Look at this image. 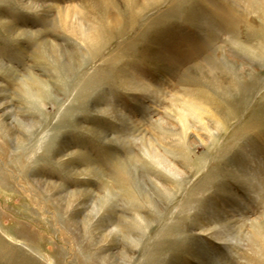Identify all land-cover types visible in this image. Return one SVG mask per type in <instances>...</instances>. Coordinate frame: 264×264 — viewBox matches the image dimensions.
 Instances as JSON below:
<instances>
[{"label":"rangeland","instance_id":"obj_1","mask_svg":"<svg viewBox=\"0 0 264 264\" xmlns=\"http://www.w3.org/2000/svg\"><path fill=\"white\" fill-rule=\"evenodd\" d=\"M0 91V264H264V0H0Z\"/></svg>","mask_w":264,"mask_h":264},{"label":"bare ground","instance_id":"obj_2","mask_svg":"<svg viewBox=\"0 0 264 264\" xmlns=\"http://www.w3.org/2000/svg\"><path fill=\"white\" fill-rule=\"evenodd\" d=\"M160 1V0H159ZM163 3V2H162ZM66 12V11H65ZM60 13V12H59ZM64 13V12H63ZM73 12L72 11H69L68 12V14H58L59 16H60V23H62L63 25H65V27H67L71 32H73V34H77V36L78 35H80L81 36V34H79V33H81L82 31H83V28L81 27V25H79L77 22H75L74 20H73V14H72ZM67 15V16H66ZM75 17V16H74ZM61 24V25H62ZM95 33L94 32H89V33H87V34H83V37H81L82 39H84V40H90L91 41V43H94V38H95ZM100 37H102V36H100ZM98 42V41H97ZM98 44V43H97ZM96 44V45H97ZM217 80V79H216ZM27 85V84H26ZM23 86L24 88L25 87H27V86ZM31 87V86H30ZM28 89L26 88V90L25 91H27ZM35 88L34 87H31V88H29V91H28V93L27 94H29V96H32V97H39V93H36L35 92ZM1 92V91H0ZM191 103V102H190ZM197 104V103H196ZM189 105V104H187V103H183V105H182V107H180L182 110H181V113H179V123H178V126H180L181 127V129H182V134L183 135H187V134H189V127H188V120H190L191 118L193 119V120H195L196 122L197 121H201L202 120V116L204 115V113H205V110L203 109V108H201V107H198L197 105ZM199 105V104H198ZM2 109V108H1ZM207 113V112H206ZM192 121V120H191ZM206 125V124H205ZM185 139V138H184ZM150 147V146H149ZM150 153V152H149ZM155 158H157L158 159V161H160L161 163H164V164H167V166L171 169V170H173V171H175V172H177V168H175L173 165H171L166 159H164V158H159V157H156V156H159V154L157 153V152H155ZM130 158V157H129ZM166 158V157H165ZM152 166V165H151ZM152 169V168H151ZM174 174V173H173ZM114 194V193H113ZM111 196H113V195H111ZM75 197V196H74ZM101 197H102V195H101ZM109 197V196H108ZM114 197V196H113ZM108 198H106V200L105 199H103V200H97V202L99 203V202H102L103 203V205L104 204H106V203H108ZM117 200V199H116ZM111 205V204H110ZM100 206H102V205H100ZM112 206V205H111ZM114 206V205H113ZM97 207H99V206H97ZM106 208H110V206L109 207H105V210H106ZM114 207H112V209H113ZM117 208V207H116ZM100 209V208H99ZM102 209V208H101ZM100 209V210H101ZM95 210H96V208H95ZM97 210H98V208H97ZM102 211V210H101ZM106 211H108V210H106ZM114 211V210H113ZM115 213V212H114ZM92 214V213H91ZM110 215V214H109ZM96 219H97V217H95ZM97 225V224H96ZM98 226V225H97ZM102 226V225H101ZM93 230V229H92ZM256 231H257V229H255ZM258 231H259V229H258ZM261 232V231H260ZM260 232H258L256 235L255 234H253V235H255V236H257ZM108 233V232H107ZM256 233V232H255ZM117 234H119V232H118V230H117V228L116 227H112V229L110 230V234H108L109 236H111V238H112V236H115V235H117ZM108 235H106V236H104L105 237V239H106V237L108 236ZM260 235V234H259ZM258 235V237H260ZM262 235V234H261ZM118 236V235H117ZM264 236V235H263ZM108 238V237H107ZM261 239V238H260ZM100 241V240H99ZM108 241V240H107ZM133 242H136V240H132ZM101 242V241H100ZM105 242V241H104ZM125 257H127V258H129L127 255H125Z\"/></svg>","mask_w":264,"mask_h":264}]
</instances>
